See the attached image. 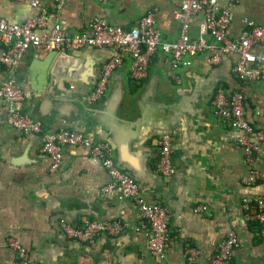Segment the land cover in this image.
I'll return each mask as SVG.
<instances>
[{"label":"crops","instance_id":"crops-1","mask_svg":"<svg viewBox=\"0 0 264 264\" xmlns=\"http://www.w3.org/2000/svg\"><path fill=\"white\" fill-rule=\"evenodd\" d=\"M43 1L53 25L57 14L51 0ZM179 1L67 0L59 22L74 32L99 17L130 29L152 9L161 40L172 42L178 35L173 11ZM218 2L225 7L232 1ZM229 8L231 38L245 20L264 25V0H236ZM37 12L26 0H0V17L9 23H22ZM198 22L193 21L192 32ZM110 55L103 49H30L17 67L0 69V83L9 77L17 81L26 93L22 110L41 120L45 131H80L108 144L119 168L137 181L142 197L170 210L171 239L164 259L154 261L147 252L148 229L135 231V206L100 195L108 175L96 158L81 147L64 146L59 169L51 171L40 137L7 126L0 102V264L13 262L6 245L10 235L26 247L30 264H185L186 248L199 252L196 264H206L231 229L239 238L232 264H264V238L240 207L245 196H264V146L254 163L262 177L247 186L242 178L250 169L235 134L211 111L217 89L240 92L248 122L264 132V83L238 81L232 73L235 58L210 65L206 53L183 57L172 78L168 57L156 51L144 80H130L125 58L104 97L92 103L101 65ZM172 131L175 174L164 179L156 170L158 139ZM199 206L206 209L194 212ZM60 218L76 226L85 219H118L129 228L118 237L100 236L94 245H82L60 232Z\"/></svg>","mask_w":264,"mask_h":264},{"label":"built area","instance_id":"built-area-1","mask_svg":"<svg viewBox=\"0 0 264 264\" xmlns=\"http://www.w3.org/2000/svg\"><path fill=\"white\" fill-rule=\"evenodd\" d=\"M32 10L38 11L22 23H9L0 17V69L15 68L23 55L30 49L43 51L75 52L85 49L108 50L111 55L101 65L100 74L90 101H100L107 92L113 74L128 58V76L134 82L147 76L150 57L160 51L168 57L170 76L183 63V57H195L206 53L207 63L217 65L224 57L235 58L233 76L240 82L264 83V25L245 20L237 37L231 38L228 30L231 24L230 8L219 6V0H180L173 11L178 25L177 38L172 42L161 40L154 10L146 11L133 28L125 29L113 25L105 18L93 19L85 29L69 31L60 22L67 0H51V7L57 19L50 25L49 12L43 0H26ZM199 19L195 32L192 23ZM26 93L13 77L0 83V102L5 110V123L20 134L38 135L42 142V153L50 159L49 169L55 171L62 163V147H81L92 158H96L108 175V181L100 187V195L114 196L119 202L130 201L138 211L139 219L135 231L148 229L146 250L154 261L164 259L170 234V210L158 203H149L141 195L137 181L121 170L116 163L112 148L91 139L80 131H45L43 123L25 113L21 106ZM211 111L216 120L227 123L235 134V142L242 149L244 161L249 167L242 183L253 185L261 174L254 168L256 156L262 153L264 132L257 131L248 122L245 102L240 92L227 93L219 88L214 92ZM260 114H256L259 116ZM176 133L160 134V151L156 163L158 174L170 179L175 174L171 159V146ZM240 207L247 221L258 225V235L264 238V196H245ZM204 206L194 212L204 211ZM60 232L71 241L82 245H94L100 236L118 237L127 228L118 219H85L81 225H74L65 218L58 221ZM7 247L14 253L12 264H30L26 247L15 236L6 238ZM239 246L236 231L229 230L206 264H232L234 250ZM185 264H196L199 252L185 249Z\"/></svg>","mask_w":264,"mask_h":264},{"label":"water","instance_id":"water-1","mask_svg":"<svg viewBox=\"0 0 264 264\" xmlns=\"http://www.w3.org/2000/svg\"><path fill=\"white\" fill-rule=\"evenodd\" d=\"M128 30V29H127Z\"/></svg>","mask_w":264,"mask_h":264}]
</instances>
